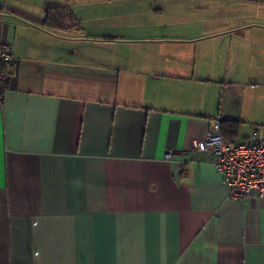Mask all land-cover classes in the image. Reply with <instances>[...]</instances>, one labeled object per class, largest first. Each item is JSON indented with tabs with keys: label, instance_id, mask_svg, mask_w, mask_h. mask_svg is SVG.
I'll use <instances>...</instances> for the list:
<instances>
[{
	"label": "crops",
	"instance_id": "obj_1",
	"mask_svg": "<svg viewBox=\"0 0 264 264\" xmlns=\"http://www.w3.org/2000/svg\"><path fill=\"white\" fill-rule=\"evenodd\" d=\"M34 1L0 0V264H264L191 148L264 125V0Z\"/></svg>",
	"mask_w": 264,
	"mask_h": 264
},
{
	"label": "built area",
	"instance_id": "obj_2",
	"mask_svg": "<svg viewBox=\"0 0 264 264\" xmlns=\"http://www.w3.org/2000/svg\"><path fill=\"white\" fill-rule=\"evenodd\" d=\"M10 57L8 46L0 44V62L7 63ZM7 76L0 72V78ZM191 148L212 161L227 187V199L264 202V125L255 126L246 139H232L224 136L220 120L215 119L203 138L192 140Z\"/></svg>",
	"mask_w": 264,
	"mask_h": 264
},
{
	"label": "trees",
	"instance_id": "obj_3",
	"mask_svg": "<svg viewBox=\"0 0 264 264\" xmlns=\"http://www.w3.org/2000/svg\"><path fill=\"white\" fill-rule=\"evenodd\" d=\"M47 13L48 14L46 16L45 21L49 22V24H52L54 26V28H63L65 30L78 28L77 22H75L72 19L67 20V18H64L61 16V13L58 11V7L49 8ZM0 65H4V63L0 62ZM7 79L8 78H5V79L0 78V90L1 91L3 90V87L6 86ZM227 138H229V137H227Z\"/></svg>",
	"mask_w": 264,
	"mask_h": 264
},
{
	"label": "rangeland",
	"instance_id": "obj_4",
	"mask_svg": "<svg viewBox=\"0 0 264 264\" xmlns=\"http://www.w3.org/2000/svg\"><path fill=\"white\" fill-rule=\"evenodd\" d=\"M8 1H9V0H8ZM38 2H42V1H41V0H40V1H39V0H35V1H34V3H38ZM178 27H179V26H178ZM253 129H254V128H253ZM252 131H253V130H252ZM252 131H251V132H252Z\"/></svg>",
	"mask_w": 264,
	"mask_h": 264
}]
</instances>
